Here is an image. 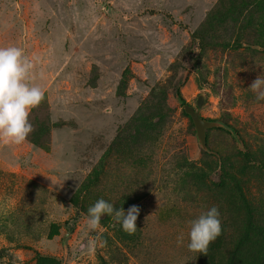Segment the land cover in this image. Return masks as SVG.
Wrapping results in <instances>:
<instances>
[{"label":"rangeland","instance_id":"rangeland-1","mask_svg":"<svg viewBox=\"0 0 264 264\" xmlns=\"http://www.w3.org/2000/svg\"><path fill=\"white\" fill-rule=\"evenodd\" d=\"M246 1L0 0V47L23 50L45 93L27 139L0 138V264H264V101L249 88L264 0ZM101 198L139 206L135 234L108 215L87 227ZM213 206L221 235L189 251Z\"/></svg>","mask_w":264,"mask_h":264},{"label":"clouds","instance_id":"clouds-1","mask_svg":"<svg viewBox=\"0 0 264 264\" xmlns=\"http://www.w3.org/2000/svg\"><path fill=\"white\" fill-rule=\"evenodd\" d=\"M33 61L24 55L22 49L9 46L0 47V138L14 144H22L33 125L29 114L44 99V91L30 84ZM258 101H264V77H257L249 87ZM112 216L128 234L137 231L139 206H131L127 212L117 209L113 203L101 198L88 209L87 227L95 231L101 218ZM222 233L220 211L213 206L191 221L188 249L191 252L207 254L209 245ZM90 249L94 242H89Z\"/></svg>","mask_w":264,"mask_h":264},{"label":"trees","instance_id":"trees-1","mask_svg":"<svg viewBox=\"0 0 264 264\" xmlns=\"http://www.w3.org/2000/svg\"><path fill=\"white\" fill-rule=\"evenodd\" d=\"M255 3L257 2V0H253ZM241 3V5H239ZM248 3V4H247ZM239 5L240 7H245V6H249L250 5V3L249 2H247L246 0H237V2L232 6V9H233V12L236 14L237 13V9L235 8V6L236 5ZM228 12V11H227ZM227 12H224L222 15H220V16H218V15H216V14H214V15H210L209 17H208V19H207V21L205 22V26H203V27H201L200 29H198V30H195L194 32H193V39H194V41L195 40H201L202 41V44H204V36H205V32H206V30H208V29H206L207 27H213V26H215V23L219 20V21H221V20H224V19H226L227 18ZM238 13H240L239 12V10H238ZM201 44V45H202ZM240 45V44H239ZM202 50H203V48H201ZM204 51V50H203ZM123 81L125 82V76H124V79L122 80V86H123ZM176 95H177V97H178V99H179V101L181 102V103H184V99L182 98V95H181V93H180V90L179 89H176ZM187 114V113H186ZM187 116L192 120V117L189 115V114H187ZM192 122H193V120H192ZM242 159H243V167L244 168H246L247 166H249L250 164H253L254 163V161H255V158H254V156L251 154V152H244L243 154H242ZM221 175H222V177L223 178H227V177H229L230 176V174L229 173H226L224 170H223V172L221 173ZM232 177V179H234V177L233 176H231ZM223 181V180H222ZM69 231H72L73 230V227H70L69 229H68ZM234 262H235V259H232L230 262H228V264H234Z\"/></svg>","mask_w":264,"mask_h":264},{"label":"water","instance_id":"water-1","mask_svg":"<svg viewBox=\"0 0 264 264\" xmlns=\"http://www.w3.org/2000/svg\"><path fill=\"white\" fill-rule=\"evenodd\" d=\"M202 102V99L200 98L198 101V104L200 105ZM185 111L192 117V120L194 122V125L196 126L197 132L199 137L203 140L204 139V122L201 119L199 113L195 110L193 106L186 105Z\"/></svg>","mask_w":264,"mask_h":264}]
</instances>
